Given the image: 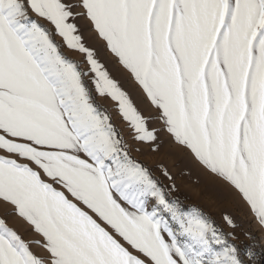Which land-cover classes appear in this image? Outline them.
I'll return each instance as SVG.
<instances>
[{
	"label": "snow or ice",
	"instance_id": "6c2138e0",
	"mask_svg": "<svg viewBox=\"0 0 264 264\" xmlns=\"http://www.w3.org/2000/svg\"><path fill=\"white\" fill-rule=\"evenodd\" d=\"M177 154L264 230V0H0V264H257L236 217L174 195L191 172L173 171Z\"/></svg>",
	"mask_w": 264,
	"mask_h": 264
},
{
	"label": "rangeland",
	"instance_id": "374dc122",
	"mask_svg": "<svg viewBox=\"0 0 264 264\" xmlns=\"http://www.w3.org/2000/svg\"><path fill=\"white\" fill-rule=\"evenodd\" d=\"M85 35L87 36V33ZM97 47H99L98 43ZM61 50L67 57L80 62L82 68H86L83 57L78 52L66 47H62ZM100 59L105 63L112 77L119 82L121 88L129 94L136 107L145 116L152 114L153 109L148 105L147 101L144 100L142 93L137 88L134 81H132L127 74L115 64V61L108 57L103 51L100 53ZM92 96L94 103L102 110H106L112 117L113 124L124 135L125 140L128 141L131 147H140L142 149L139 152L133 151L132 155L151 167L156 157L144 151L142 146L131 141L129 129L126 122L119 116L115 102L107 96L96 94L94 90ZM173 159L177 161L173 171L180 172L183 169L187 172L188 169H191L190 174L178 177V191L175 192L174 195L178 196L185 205L198 206L205 214L215 219L218 224L221 222L220 217L223 212H229L236 217L239 227L235 230L237 237L235 243L241 247L254 244L255 250L259 254L257 264H262V261H264V230H261L254 221H251V217L246 211V206L236 196L235 192L223 181L205 172L203 169L199 168V166L195 165L194 162L181 158L179 154L175 155ZM12 222L20 227L26 238L35 240L40 239L35 233L31 232L28 226L23 224L22 221H19L17 218H12ZM225 230L231 231L226 227ZM245 232L252 233L253 238L251 240L247 239L244 235ZM244 259L246 264H250L246 257H244Z\"/></svg>",
	"mask_w": 264,
	"mask_h": 264
}]
</instances>
